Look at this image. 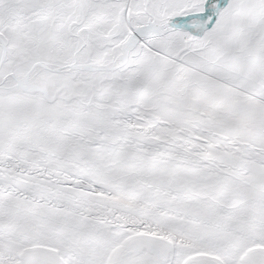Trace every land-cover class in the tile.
Here are the masks:
<instances>
[{
    "label": "snow or ice",
    "instance_id": "1",
    "mask_svg": "<svg viewBox=\"0 0 264 264\" xmlns=\"http://www.w3.org/2000/svg\"><path fill=\"white\" fill-rule=\"evenodd\" d=\"M0 264H264V0H0Z\"/></svg>",
    "mask_w": 264,
    "mask_h": 264
}]
</instances>
